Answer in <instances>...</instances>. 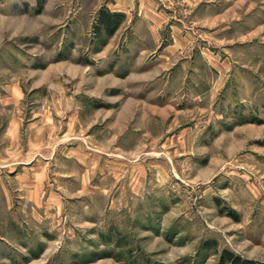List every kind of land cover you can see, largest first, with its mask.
Listing matches in <instances>:
<instances>
[{
	"label": "rangeland",
	"instance_id": "rangeland-1",
	"mask_svg": "<svg viewBox=\"0 0 264 264\" xmlns=\"http://www.w3.org/2000/svg\"><path fill=\"white\" fill-rule=\"evenodd\" d=\"M96 1L0 0V264L264 262V0Z\"/></svg>",
	"mask_w": 264,
	"mask_h": 264
},
{
	"label": "trees",
	"instance_id": "trees-1",
	"mask_svg": "<svg viewBox=\"0 0 264 264\" xmlns=\"http://www.w3.org/2000/svg\"><path fill=\"white\" fill-rule=\"evenodd\" d=\"M100 15L102 21L106 24L110 35L115 33L121 24L120 22L122 18L125 16V14L121 12H111L109 10L102 11ZM218 264H264V262L253 258L243 257L237 252L224 249L220 254Z\"/></svg>",
	"mask_w": 264,
	"mask_h": 264
},
{
	"label": "crops",
	"instance_id": "crops-1",
	"mask_svg": "<svg viewBox=\"0 0 264 264\" xmlns=\"http://www.w3.org/2000/svg\"><path fill=\"white\" fill-rule=\"evenodd\" d=\"M97 4L104 2L111 12H121L126 16L132 11L139 17L157 15L159 0H97Z\"/></svg>",
	"mask_w": 264,
	"mask_h": 264
}]
</instances>
